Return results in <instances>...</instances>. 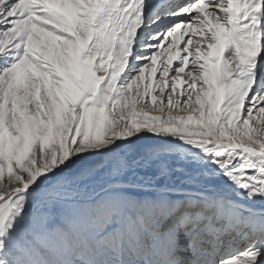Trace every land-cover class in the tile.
I'll use <instances>...</instances> for the list:
<instances>
[{"label": "snow or ice", "instance_id": "obj_1", "mask_svg": "<svg viewBox=\"0 0 264 264\" xmlns=\"http://www.w3.org/2000/svg\"><path fill=\"white\" fill-rule=\"evenodd\" d=\"M0 264H264V0H0Z\"/></svg>", "mask_w": 264, "mask_h": 264}]
</instances>
